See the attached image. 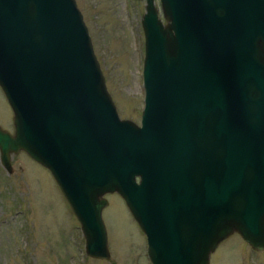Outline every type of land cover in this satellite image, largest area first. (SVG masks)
Returning a JSON list of instances; mask_svg holds the SVG:
<instances>
[{
    "label": "water",
    "instance_id": "1",
    "mask_svg": "<svg viewBox=\"0 0 264 264\" xmlns=\"http://www.w3.org/2000/svg\"><path fill=\"white\" fill-rule=\"evenodd\" d=\"M145 0L140 123L120 118L75 0H0V88L21 151L51 173L85 252L108 259L117 193L151 264H209L231 234L264 253V0Z\"/></svg>",
    "mask_w": 264,
    "mask_h": 264
},
{
    "label": "rangeland",
    "instance_id": "2",
    "mask_svg": "<svg viewBox=\"0 0 264 264\" xmlns=\"http://www.w3.org/2000/svg\"><path fill=\"white\" fill-rule=\"evenodd\" d=\"M120 118L140 123L145 0H75ZM159 8V0H155ZM12 111L0 88V127L13 132ZM11 172L0 163V264H151L146 237L117 193L102 211L108 259L85 253L80 224L52 175L21 151ZM209 264H264L238 233L223 240Z\"/></svg>",
    "mask_w": 264,
    "mask_h": 264
}]
</instances>
